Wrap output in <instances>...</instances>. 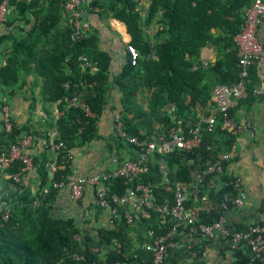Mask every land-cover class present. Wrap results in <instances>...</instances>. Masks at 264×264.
<instances>
[{
    "label": "trees",
    "instance_id": "obj_1",
    "mask_svg": "<svg viewBox=\"0 0 264 264\" xmlns=\"http://www.w3.org/2000/svg\"><path fill=\"white\" fill-rule=\"evenodd\" d=\"M145 1L144 6L140 0H102L98 11L99 16L115 19L124 27L131 37L129 44L138 53L134 65L129 63L127 56L112 83L121 94L119 118L124 131L139 138L164 133L173 120L184 129L193 126L199 118L198 112L208 115L206 108L211 87L238 79L240 67L232 38L242 22L243 8L251 0ZM63 2L56 0L47 2L44 8L39 7L31 28L20 38H11V54L0 67V85H14L18 67L32 62L33 70L43 77L40 89L43 104L79 93L95 116L89 117L81 109L60 102L57 104L60 114L52 124L57 139L64 141L66 151L71 152L72 147L97 136L96 121L110 87V57L98 48L97 36L92 31L69 40L70 28L65 17L62 21L60 15ZM9 3L22 12V2L9 0ZM205 47L213 51L212 62L201 59L200 53ZM79 54L95 62L91 73L79 70ZM66 56L68 59L64 61ZM259 87L255 62L248 68L247 96L237 102L262 98L264 92ZM254 88H259V94L252 95ZM137 89H142L146 95L144 105L137 104L134 99ZM231 111L232 108L230 116ZM220 124L217 116L214 130H202L201 144L191 153L176 152L183 156L181 159L175 154L167 162L162 155L166 165L164 173L159 166L161 155L154 153L148 170L139 174L133 183L124 182L122 177L110 178L105 182L107 197L119 195L139 182L152 187L157 202H171L175 182L191 181L199 168L212 161L218 152L230 148L234 138ZM20 133L27 131L15 124L10 132H2L0 151L6 150ZM65 154L63 150L58 151L53 161L55 171L50 174L32 158L40 176L32 193L20 180L8 178L11 186L0 197L4 205L0 210V264H111L135 259L127 250V224L121 213L111 219L110 228H96L92 235L81 229L73 218L52 213L58 191L53 184H65L70 173V159ZM188 160H192V164H187ZM19 168L20 164L13 162L6 172H18ZM207 178L200 185V194H205L208 205L194 202L198 219L205 223L217 217L221 194L232 191L229 185L208 186ZM191 200L190 196L186 204ZM4 210H7L6 219L1 217ZM169 224L170 221L159 224L154 214L143 220L145 231L152 229L155 234L164 233ZM113 242L119 243L118 250ZM93 248H97L96 251ZM73 254L78 257L73 258ZM232 255L231 264H264V252L262 259L255 258L250 263L249 254L242 249ZM136 260L139 264H149V260Z\"/></svg>",
    "mask_w": 264,
    "mask_h": 264
},
{
    "label": "built area",
    "instance_id": "obj_2",
    "mask_svg": "<svg viewBox=\"0 0 264 264\" xmlns=\"http://www.w3.org/2000/svg\"><path fill=\"white\" fill-rule=\"evenodd\" d=\"M90 0H64L63 12L66 24L70 28L69 40H75L88 33V23L85 18L86 8ZM11 5L9 0H0V24L8 20ZM264 16V0H251L242 11V22L232 40L237 50V64L239 65L238 79L230 83H216L209 92V100L212 104L213 114L199 117L196 123L184 129L179 122L173 120L164 133L139 138L124 131V126L118 115L112 118V128L115 136L127 145H130L133 154L128 158L118 162L108 171L95 175L76 174L70 168L66 183H54L57 188L66 186L71 200H78L85 186L94 187V203L99 208L109 210L111 222L113 217L121 213L127 225L133 224L135 215L129 211V205L136 204L142 216L148 218L150 214L157 217V222L163 224L170 221L169 228L162 234H155L152 229L146 230L148 238L146 249L150 252L149 264H165L168 253L175 250L180 241L186 250V260H196L199 254V245L204 240L221 241L225 243L231 252L246 248L249 254V263L255 259H262L264 252V223L258 220L247 223L243 226H236L226 221V214L235 211L243 206L244 190L241 180L231 174H227L223 163L232 159L236 155L235 137L242 132L253 136L255 132L254 124L248 119L239 121L233 120L229 115V110L233 108L235 102L247 96L246 82L248 68L262 56L263 49L257 38L258 26ZM125 51L129 63L134 65L138 57L135 48L126 43ZM68 56L64 58V61ZM77 65L80 71L95 69V62L87 59L85 55L77 56ZM259 94V88L252 90V95ZM55 104L63 102L66 106L81 109L85 115L94 117L80 94H73L58 98ZM0 115L2 129L5 133L11 131L13 121L10 118L9 108L6 98L0 102ZM221 121L220 127L234 138L230 148L226 151L218 152L216 157L203 167L199 168L189 182H175L172 186V201L157 202L153 195L152 187L144 183H135L119 195H106L105 182L110 178L122 177L124 182L133 183L139 174L148 170V162L154 153L161 155L159 166L163 170L166 167L162 162L166 157L167 162L173 156L181 159L183 156L176 152L191 153L201 144L202 130L211 132L216 126V117ZM32 136L29 133H20L15 136L6 150L0 151V171L6 170L13 162H18L20 168L18 172L9 174L14 181H18L20 175L33 168L32 156L28 153V148L32 143ZM45 147L53 153V159L48 165L51 172L55 171L53 163L58 151L66 152V157L71 158V153L66 151V144L57 139V133L52 132L45 139ZM168 164V163H167ZM187 164H192L188 160ZM207 178V185L210 187L231 186L232 191L221 194L219 203V213L211 222L205 223L198 219L195 208L191 205L196 201L208 203L205 194H200V185L204 178ZM192 200L186 204L189 197ZM2 219H6L7 210L2 213ZM112 245L118 250L120 245L113 242ZM96 251V248H93ZM77 258L76 254L72 255ZM95 264V263H90ZM111 264H139L136 259L127 262L115 261Z\"/></svg>",
    "mask_w": 264,
    "mask_h": 264
},
{
    "label": "crops",
    "instance_id": "obj_3",
    "mask_svg": "<svg viewBox=\"0 0 264 264\" xmlns=\"http://www.w3.org/2000/svg\"><path fill=\"white\" fill-rule=\"evenodd\" d=\"M16 1L22 2L20 5L23 8L22 12L20 13L18 7L10 4L8 20L0 24V67L6 64L11 54V38H20L34 24L37 9L39 7L44 8L47 2L56 0ZM101 3L102 0H90L85 18L89 27L88 32L92 31L97 36L98 48L107 52L110 57L108 65L110 87L96 121L97 136L91 141L71 149L70 168L80 175H95L108 171L119 161L133 154L132 147L119 140L112 128V118L114 115L119 116L121 110V94L117 85L112 83V78L127 60L125 45L129 43L131 37L117 20L99 16V4ZM140 3L146 5L145 0H140ZM60 15L63 21L64 12L62 11ZM257 38L261 43L263 53L256 62V73L260 83L259 88L263 93L264 16L258 26ZM200 56L204 62L214 60L213 51L208 47L201 50ZM33 65L32 62H29L18 67L14 85L10 87L0 85V102L3 97L6 98L13 123L19 128L23 127L32 136L33 140L27 150L28 153L32 158L34 157L36 164H42L50 174L48 165L53 159V153L45 147L44 136H49L55 132L52 124L59 116L60 111L54 101L43 104L40 90L43 77L33 70ZM134 99L137 104H145L146 95L142 89L135 91ZM206 110L208 115L214 113L210 100ZM231 113L233 120L248 119L255 126L253 136L242 132L235 137L236 155L226 161L225 166L227 174L235 175L241 180L245 195L243 206L226 214V221L236 226H243L255 220L264 221V96L262 98L254 97L248 102L236 101ZM197 116L203 117L204 115L198 112ZM2 132L4 133L0 115V134ZM9 174L6 170L0 171V197L11 186L7 182ZM19 180L32 193L40 182L36 167L33 166L31 170L22 173ZM201 204L208 205L206 203V205ZM191 205L195 208L194 203ZM2 207L4 205L0 201V210ZM128 208L136 217L133 224L127 225V250L133 254L135 259L149 260L150 252L146 249L148 238L143 225V220L148 218L140 214L135 203L129 205ZM52 213L57 216L73 218L78 226L81 229L84 228V231L90 235L94 233L96 228H110L112 226V223L109 222V210L99 208L94 203L93 186H85L81 197L76 201L70 199L66 186L58 188ZM198 249L199 254L196 260H186L187 252L184 244L179 241L175 250L167 254L165 264H231L233 261V252L221 241H201ZM242 250L248 254L246 248Z\"/></svg>",
    "mask_w": 264,
    "mask_h": 264
}]
</instances>
